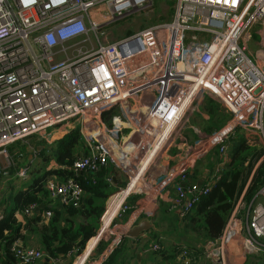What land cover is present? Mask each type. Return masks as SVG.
Masks as SVG:
<instances>
[{"label": "built area", "instance_id": "2783aa9c", "mask_svg": "<svg viewBox=\"0 0 264 264\" xmlns=\"http://www.w3.org/2000/svg\"><path fill=\"white\" fill-rule=\"evenodd\" d=\"M152 8V0H0L1 175L12 166L11 144L33 138L49 141V127L77 126L81 134L86 129L88 138L82 134L84 147L72 169L94 173L112 165L126 176L108 196L104 212L111 196L136 182L110 222L133 213L129 224L118 226L127 230L142 215L153 218L145 204L154 208L169 186L176 194L178 214L189 213L220 177L225 159L211 182L190 180V169L212 149L224 157L226 141L236 128L264 138V0H175L169 20L112 36L111 23ZM253 29L260 34L255 48L249 46ZM205 98L215 100L231 117L189 144L183 131L191 127L189 117ZM106 111H112L109 122L103 118ZM97 129L102 132L92 134ZM175 145L177 151L188 150L179 165L157 178L155 165L160 166ZM26 166L18 168V177H27ZM106 179L113 183L116 178ZM45 188L50 199L75 206L84 193L72 177H49ZM132 196L147 201L131 207ZM243 198L242 192L217 238L202 241L198 250L179 246L176 264L200 258L211 264H236L240 258L238 264H244L252 255L263 261L264 184L249 203ZM36 207L31 203L15 215L31 216ZM51 215L46 210L42 221ZM122 236L104 249L100 262ZM160 248L153 243L149 250ZM11 250L22 264L45 256L20 240Z\"/></svg>", "mask_w": 264, "mask_h": 264}, {"label": "trees", "instance_id": "16d2710c", "mask_svg": "<svg viewBox=\"0 0 264 264\" xmlns=\"http://www.w3.org/2000/svg\"><path fill=\"white\" fill-rule=\"evenodd\" d=\"M111 114L112 111L104 112V120L109 122ZM80 140L82 141L81 147H84L79 127L57 139L54 156L56 166L44 169L41 174L31 178L25 188L19 189L10 197V204L5 206L3 216L0 218V264H22L11 250L15 240H20L24 245H30L34 241L35 247L41 249L45 254L41 260L32 264H54L51 259L57 260L59 257L68 256L72 259L73 255L82 251L96 235L100 227V218L104 212L105 202L119 186V172L112 165L102 166L94 173L74 172L72 169L74 158L83 150H77ZM19 143L21 142H15L8 147L11 155L24 156V147H20V152L16 151ZM234 148L232 158L230 161L227 160L228 163L220 177L211 185L207 194L196 202L191 211L186 216L184 215L189 218L193 228L196 226L202 228L203 241L215 239L222 233L245 184L244 177L247 171L243 163L247 160L241 158L248 151V145L242 142ZM44 152L45 150L37 151V154L43 156ZM25 159L27 160V155ZM109 175L115 176L116 179L112 180L113 183L107 181L106 178ZM52 176L60 180L72 177L81 186L84 193L79 205L62 204L49 198L45 182ZM263 184L264 159L256 168L244 193L247 203L252 200ZM256 200L257 198L254 201ZM31 203L37 205L33 209V215H15L17 211L24 210ZM46 210H50L52 215L47 222H44L42 216ZM122 238L118 244L122 247L120 249L116 247L101 264H117V262L122 264L128 255L123 251V249H128L125 244L128 238L124 236ZM104 244L105 242L100 240L95 248L101 251ZM244 264L261 263L247 261Z\"/></svg>", "mask_w": 264, "mask_h": 264}, {"label": "rangeland", "instance_id": "374dc122", "mask_svg": "<svg viewBox=\"0 0 264 264\" xmlns=\"http://www.w3.org/2000/svg\"><path fill=\"white\" fill-rule=\"evenodd\" d=\"M152 1H153V8L151 10L142 11V12H131L128 15L124 16L123 18L118 19L117 21L111 23V25L109 26V29L111 30L112 36L114 38H119L122 36L132 34L136 30L145 28V27L152 25L154 23L169 20V18L172 15V12H173V6H174L175 0H152ZM259 39H260V34L255 29H253L251 31V38L249 41V46L252 48H255L256 47L255 43ZM209 103L208 102L206 103L208 107L209 106L215 107L213 105H210ZM202 110H201V115L206 116V111H204V110L202 111ZM217 114H218V117L216 120H215V116H210L209 121H211V123L213 125L218 126V127L225 124L227 122V120H229L231 117L229 112H225L224 110H219V112ZM194 115H195V113H194ZM202 116H200V114H199V116H197L195 118H196V120L200 121L201 119H203ZM207 123L209 125L210 122L207 121ZM76 127L77 126H73V127L63 126L60 129H58L57 126L49 127L46 129V133L55 134L56 131H58V130H61V132L59 134L55 135L54 137L50 136L48 138L49 141H42V140H37V139L33 138V139H29L25 143L24 142L19 143L20 145L16 151L20 152L21 151L20 147H24V156L23 155H19V156L12 155V166L7 170V173H4L2 175L0 174V214H3V210L5 209V206L10 204V197L15 192H17L19 189L26 187L30 183L31 178L41 174L44 171V169H46L48 167L51 168V167L56 166V162L54 160L55 148H56L55 141L57 139L61 138L62 136H64L65 134H68L72 129H74ZM188 131H190V128H186L183 131L185 136H187ZM234 131H236L235 136L229 137L226 141V143L228 144L229 147L227 146L228 147L227 151H225V154L222 155L224 157H220L219 151H215L216 149H212L207 153V155H205L203 157V160L200 162H202L206 166H215V164H217L219 161L225 159L226 163H223L220 165V171H224L225 170L224 167L228 163L227 160L229 159V161H230L232 158L233 150L235 149L234 147L240 145L242 142L245 143V145H248V151L246 152L245 156H243V158H241V159L245 158V160L249 161V164H247V161L243 163V165L245 166L244 168L247 171L245 174V177H244L245 184H244L243 189H242V192L245 193L246 188H247L256 168L259 166L260 162L264 159V138L262 136V133L261 134L259 133V135L252 138L251 135L247 131H245L242 128L240 129L239 127L236 128ZM81 132L84 135V138L85 137L88 138V135L86 134L87 133L86 129H83ZM101 132H102V130L94 131V132H92V134L96 135V134H99ZM179 141H180V139L176 140V145H177V143H179ZM81 144H82V141L80 140V142L77 146V150L83 149V147H81ZM39 145H41L42 148H40L39 150L36 149V151H34V147L39 146ZM176 145L171 149V153H174L177 151ZM43 150H45L43 156L37 154V151H43ZM29 154L31 155V157L30 158L28 157L27 161H25L26 155L29 156ZM22 165H27L26 167H28V173L26 174V176H27L26 178H21V177H18L16 175V171ZM164 172H165V168L159 166L158 164L155 165L153 173L157 176V178L160 179L163 176ZM118 177L120 179H123V180L125 179V181H126V176L124 174L122 176L119 173ZM133 199H134V196L130 197L129 202H134ZM242 202L246 203V200L243 198ZM125 203H127V202H125ZM158 212H159V210H158ZM125 214L126 213H123L121 216H117V219L110 224V226L106 229L107 231L100 237V240L105 242L103 250L98 251L95 248L96 247V245H95V247L92 250V251H94V254L92 255V257L89 256L88 260H86L84 264H91L93 261H95V263L97 262L98 264L99 263L101 264L104 261L103 260L102 262H100L102 259L101 254L103 253L104 249L119 234V227H117L116 224H117L119 218H123ZM128 214H127V216H128ZM164 214L166 215L165 210H164ZM155 215H157V214H155ZM185 216H180L179 214L174 215V220H173V217L171 215H166V216L162 217L163 218V220L161 221L162 222L161 223V225H162L161 231L162 232L160 231L161 237L160 238L158 237V239L163 241V245L168 247V252H169L168 254H165L167 257H163V261H164L163 264L173 263L171 257L169 256V255H171L173 257V253L175 255V251L172 250L173 246H171L172 242H174V241L177 242V249L179 246L185 245L191 250H198L197 246L200 245L199 243H201L204 239V237H202V230H201L202 228L199 226H196L195 228H193V226L189 222V218H186ZM125 217H126V215H125ZM201 225L203 226V224H201ZM99 228H98L96 234L98 233ZM121 228H123V227H121ZM122 239L123 238H121V240ZM100 240H99V242H100ZM99 242H97V243H99ZM232 243H234V241ZM118 244H117V246H118ZM234 246H235V244H233V247ZM83 249H82V251H83ZM82 251L75 253L74 256L72 257V260H71V257L69 256V262L68 263L72 264L76 260V258L82 253ZM96 251L98 253H96ZM260 260H261V258L259 259L257 256L252 255L249 257L248 261H256V262L258 261V263L264 264V262H261ZM263 261H264V259H263ZM236 262H237L236 264L241 263V259L237 258ZM68 263H65V264H68ZM122 264H125V263L122 262ZM196 264H210V263L207 260L201 259V261L199 263H196Z\"/></svg>", "mask_w": 264, "mask_h": 264}, {"label": "crops", "instance_id": "0c3cea01", "mask_svg": "<svg viewBox=\"0 0 264 264\" xmlns=\"http://www.w3.org/2000/svg\"><path fill=\"white\" fill-rule=\"evenodd\" d=\"M207 102L208 103L210 102L209 104L213 105L215 107H211V106L208 107L206 104ZM202 109L204 111H206V116L201 115ZM219 110H224L225 112H227L219 103H217L215 100H213L211 98H205L201 103H199V105L197 107V111H195V115L193 113L189 117V124H190L189 126H191V127H189L190 131H188L187 136L183 135L184 138L185 137L187 138L186 142H188L189 144H192L195 141V139L199 137V135L203 136V135L209 134V133H211V131H214L217 128H219L218 126L213 125L211 123V121H209L210 116H215V120L217 119V117H218L217 113L219 112ZM199 114L203 118L200 121L196 120V118H195V117L199 116ZM207 121L210 122L209 125H208ZM192 127L197 128L199 130V134L194 132ZM59 133L60 132L56 131L55 134L52 133V136L54 137L55 135H57ZM252 136L255 137V135H253V133H252ZM179 144H180V142H179ZM187 150L188 149H184L183 151H176L174 153H171V155L168 154L167 156H164L163 161L160 163V166L165 168V170H166L168 167L179 165L182 157L186 153L185 151H187ZM28 157L30 158L31 155L30 154H29V156L27 155V158ZM202 160H203V157H201L197 161V163L193 166V168L190 169L189 179L192 181H196L198 183L211 182L217 173V169H219L218 165L221 164V161H219L217 164H215V166H206L205 164L200 162ZM223 161L226 162L225 160H223ZM221 172L222 171H220V174H221ZM122 183H123V179H119L118 184L122 185ZM23 188H25V187H23ZM175 198H176V194L173 190V187L169 186V188L166 189V191L159 198V203L156 202V205L154 208L152 207V205L149 206V205L145 204V211L149 212L150 209L152 210V213L154 215L152 219L154 220L153 222H154L155 226L158 228V230H156L157 232L151 231V230L145 231V232L141 233L139 235V237L136 239H130L129 238L125 242L126 248H128V249H123V251L128 255L125 257V259L122 262H124L125 264H163L164 263L163 257H167L165 254L169 253L168 247L163 245V241L159 240L158 237L159 238L161 237L160 231L162 230V225H161V223H162L161 221L163 220L162 217H164L166 215H171L172 217L174 215H178V207L176 206L177 204L175 202ZM122 200H123V198L119 197V199L116 200V205L120 204L122 202ZM133 200H134V202H129V200H128V202L131 204V207H135V206H137V204L141 205L147 201L145 197H142V198L134 197ZM158 210L160 213L158 212ZM164 210L166 212V215L164 214ZM127 214L128 213L125 214L126 217L124 215L123 218H120L118 220V222L116 224L117 227L118 226L122 227L124 224H129V222L133 218L132 217L133 213L128 214V216H127ZM155 214H157V215H155ZM144 217H146V216H143V215L141 216V218H144ZM139 219L140 218H138L137 221ZM136 222L131 224L130 227H132ZM101 236L102 235L97 233L89 241L86 253H84L82 256H84V257L88 256V254L90 253V251H92L93 247L95 246L96 242L98 241V239H100ZM153 243H159L161 248L159 250H156V251L149 250L150 245ZM31 244L34 246L36 245L34 241L31 242ZM171 246H173L172 250H174L176 253L177 242H175V241L172 242ZM121 247L122 246H119V245L117 246L118 249H120ZM92 252H93L92 253V255H93L94 251H92ZM96 253H98V252L96 251ZM169 256L171 257V259L173 261V263H171V264H176L174 253H173V257L171 255H169ZM201 259L202 258L197 259V261L195 263H191V264H196L197 262L199 263L201 261ZM68 261H69V256L68 257H59V258H57L56 264H65V263H68ZM117 264H118V262H117Z\"/></svg>", "mask_w": 264, "mask_h": 264}, {"label": "bare ground", "instance_id": "6f19581e", "mask_svg": "<svg viewBox=\"0 0 264 264\" xmlns=\"http://www.w3.org/2000/svg\"><path fill=\"white\" fill-rule=\"evenodd\" d=\"M136 185V182L133 181L132 183H130V185L124 189L120 194H115L113 196H111V198L108 201V205L106 208V211L104 212L103 216H102V224H101V228L99 229L98 233L100 235H103L107 230V228L110 225V222L112 220V218L114 217V215L116 214V212L118 211V208L120 206V204L116 205V200L119 199V197H122L123 200L126 196V194ZM122 200V201H123ZM89 243V242H88ZM88 243L86 245V247L83 249L82 253L76 258L75 262L73 264H84L85 263V259L87 257L82 256L84 253H86L87 250V246Z\"/></svg>", "mask_w": 264, "mask_h": 264}, {"label": "water", "instance_id": "95a60500", "mask_svg": "<svg viewBox=\"0 0 264 264\" xmlns=\"http://www.w3.org/2000/svg\"><path fill=\"white\" fill-rule=\"evenodd\" d=\"M40 148H42L41 145L37 146L38 150ZM149 230L156 231L158 228L155 226L151 217H144L140 218L132 227L127 230L119 229V233L128 239H136L141 233Z\"/></svg>", "mask_w": 264, "mask_h": 264}]
</instances>
